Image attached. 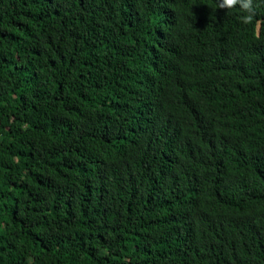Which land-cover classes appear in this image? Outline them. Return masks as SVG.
<instances>
[{
  "label": "trees",
  "instance_id": "1",
  "mask_svg": "<svg viewBox=\"0 0 264 264\" xmlns=\"http://www.w3.org/2000/svg\"><path fill=\"white\" fill-rule=\"evenodd\" d=\"M219 3L0 0V264H264V0Z\"/></svg>",
  "mask_w": 264,
  "mask_h": 264
},
{
  "label": "clouds",
  "instance_id": "2",
  "mask_svg": "<svg viewBox=\"0 0 264 264\" xmlns=\"http://www.w3.org/2000/svg\"><path fill=\"white\" fill-rule=\"evenodd\" d=\"M237 4L241 7V15L239 17L241 23L245 25L251 24L256 16L254 0H220L218 6L220 8L232 9ZM256 38H260L258 34Z\"/></svg>",
  "mask_w": 264,
  "mask_h": 264
}]
</instances>
